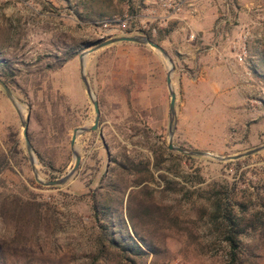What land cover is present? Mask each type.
I'll return each instance as SVG.
<instances>
[{"label": "rangeland", "instance_id": "rangeland-1", "mask_svg": "<svg viewBox=\"0 0 264 264\" xmlns=\"http://www.w3.org/2000/svg\"><path fill=\"white\" fill-rule=\"evenodd\" d=\"M164 3L180 9L173 13ZM97 7L85 9L76 0H0V80L28 117L38 179H59L70 170L71 132L93 123L78 55L122 36H144L160 46L165 37L179 35L185 49L200 54L217 44L231 50L235 35L237 54L245 50L236 61L247 92L238 104L203 97L211 107L201 103L190 120L182 112L180 79L199 75L187 70L181 56L166 53L173 65L172 145L225 158L264 144V0H112L96 15ZM188 16L209 21L208 36L187 26ZM166 69L156 51L134 43H113L86 55L84 76L97 103L98 125L76 136L78 167L54 187L34 180L19 120L0 88V162L6 161L0 199L29 200L48 221L32 234L26 232L34 229L26 215L22 225L28 227L16 234L12 224L21 216L1 212L0 264H226L224 210L264 219V149L235 161L168 150ZM103 205L121 211L124 227L116 225L115 237H132L131 224L135 237H145L156 254L137 258L109 249L99 257L101 225L109 231V220L95 216L93 207ZM241 239L248 245L244 264H264V231L250 229Z\"/></svg>", "mask_w": 264, "mask_h": 264}, {"label": "trees", "instance_id": "trees-1", "mask_svg": "<svg viewBox=\"0 0 264 264\" xmlns=\"http://www.w3.org/2000/svg\"><path fill=\"white\" fill-rule=\"evenodd\" d=\"M82 7L85 9H91L92 5L99 6L104 4L105 2H111L112 0H76ZM99 7L94 8L93 10L96 11V15H98ZM79 16V13H76ZM102 16V15H101ZM100 16V17H101ZM38 158V161L40 164H44V161L41 159L40 155H36ZM6 166V161L3 159L0 162V171H2ZM49 169H52V165L49 163L46 164ZM123 169V167H121ZM1 197V196H0ZM131 196L128 194V198L130 199ZM149 201L152 200L151 195L148 197ZM143 212H148L146 208L142 209ZM10 212L11 216H14L16 214H19L21 216L20 218H14V223L12 224L13 231L17 234L23 229L24 227H28V223H25L22 225L23 217L26 215H29L32 218L31 225L33 226L32 229H27L26 232L30 231L32 234L35 233L36 228L40 230V228H44L47 226V219H45V216L42 215L40 210L37 208V204H34L30 202L29 200H20L17 198H13V200H7V197H2L0 199V214ZM94 215L96 216L98 213L101 214L100 216L103 218H106L109 220V231L106 230V225H101L103 231L101 232L100 241L98 243L100 255L99 257H103L105 254H107L109 249H118L122 253L131 255L133 257L140 258L142 256H146L147 254H153L155 255V249L154 247H151L149 244H147V241L145 237H135L137 235L135 228L133 225L130 224V228L132 229L133 236L130 237L126 233V237L124 242H122V237H115L116 232V225H121L124 227V221L121 216V211L117 212L115 207H111L109 205H103L100 210H98L95 206L93 207ZM157 211H155L153 214L156 215ZM23 215V216H22ZM149 215V214H147ZM161 216V215H160ZM222 221L225 226V229L223 231V239L222 241L227 246V256H226V264H244V258L246 248L248 245H246L242 241V236L248 231V230H258L264 231V219L255 218L254 221L250 219H246L244 214H240L236 210L230 208L225 209L224 213L222 215ZM264 217V213H262V218ZM128 221L131 222L130 217L128 216ZM256 221V222H255ZM254 224H258L257 228L254 227ZM105 231H107L108 237L105 236ZM136 234V235H135ZM36 237V236H34ZM142 248H145L146 252L142 250Z\"/></svg>", "mask_w": 264, "mask_h": 264}, {"label": "crops", "instance_id": "crops-1", "mask_svg": "<svg viewBox=\"0 0 264 264\" xmlns=\"http://www.w3.org/2000/svg\"><path fill=\"white\" fill-rule=\"evenodd\" d=\"M208 23L209 21L203 23L194 16H188L185 22L194 32H202L203 36L209 34L207 31ZM234 36L229 39L231 50L222 49L220 44H217V48H208L207 52L200 54L194 47L192 49L186 47L187 49H185V46L180 42L181 37L179 35H173L174 39L171 35L160 40L159 45L166 53L174 52L181 56L182 61L187 65V70L192 69L193 73L199 75L196 79L182 75L180 79L183 95L182 112L188 115L189 120L192 119L193 114L198 113L199 105L203 104V97L207 98L213 94L217 96L219 103H224L227 100L230 101V104H238L237 100L242 99L243 92H247L248 81L235 59L236 50H232V47L235 49L240 47L239 42L232 39ZM225 64H227V69ZM210 105L212 102L205 103L204 107L207 109L211 107ZM188 129L191 130L192 128H187L186 131Z\"/></svg>", "mask_w": 264, "mask_h": 264}, {"label": "water", "instance_id": "water-1", "mask_svg": "<svg viewBox=\"0 0 264 264\" xmlns=\"http://www.w3.org/2000/svg\"><path fill=\"white\" fill-rule=\"evenodd\" d=\"M120 42H127V43H134V44H138V45L148 46L151 49H153L154 51H156L165 60V62L167 64V69H166V73H165V85H166V90H167V93L169 96V103H168V144H167L168 150L177 152L179 154L189 155V156L209 157L215 161H228V160L229 161H235L239 158L246 157L248 155L254 154V153L264 149V144H263V145L258 146L256 148L248 150L244 153L234 155L231 157L223 158V157L213 156V155L206 153V152L189 151L187 149L178 148V147L173 146L172 145V135L174 132V116H175L174 100H175V96H174V92L172 90L171 82H170L171 74L173 72L172 61L170 60V58L168 57L166 52L160 46L153 43L147 37L139 36V35L122 36V37L112 38V39H108L106 41H103V42L97 44L94 48H91L88 51L78 55L79 77H80V81H81V83L85 89L86 95L88 96V98L91 102L93 112H94V119H93L92 125L89 128L77 127V128H74L72 130L71 135H70V139H69V150H70V153H71L72 158H73V164H72V167L70 168V170L63 177H60L59 179L50 180V181H41L40 179H38L37 173L33 167V158L31 155V147H30V143H29L28 138H27L28 117L27 116L25 118L22 117L20 107L15 103V101L12 98V95H11L9 89L7 88V86L0 80V88L3 91L6 99L9 101L10 105L13 107V109L16 113V116L19 120L21 129H22L21 135H22L24 145L26 148V153L28 156V162L30 164L34 180L39 185L44 186V187L60 186L68 180V178L74 173V171L78 167L79 155L74 148V140H75L76 136H78L81 133L94 131L97 128L98 117H99V112H98L96 100L94 99V97L90 91L88 82L84 76V59H85L86 55L90 54L91 52H93L94 50H96L98 48H102L104 46H107V45H110L113 43H120Z\"/></svg>", "mask_w": 264, "mask_h": 264}, {"label": "built area", "instance_id": "built-area-1", "mask_svg": "<svg viewBox=\"0 0 264 264\" xmlns=\"http://www.w3.org/2000/svg\"><path fill=\"white\" fill-rule=\"evenodd\" d=\"M162 6H163V7H167V8H169V9L171 10V12H173V13L178 12L179 9H180L178 4L164 3ZM124 25H125V23H124V21H123V22H121V24L118 25V26H119V27L121 26V27L123 28ZM188 38L192 40V39L194 38V36H193V35H190ZM232 50H233V51H235V50L237 51V49H235L234 47H232ZM244 54H245V50H244V48H241L239 54L236 53V56H235L236 60H237V61H242V58L244 57Z\"/></svg>", "mask_w": 264, "mask_h": 264}]
</instances>
